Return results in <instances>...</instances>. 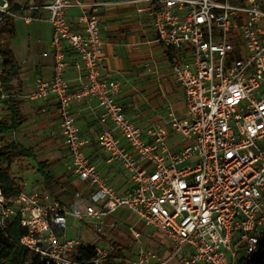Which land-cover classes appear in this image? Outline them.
Masks as SVG:
<instances>
[{
  "label": "built area",
  "instance_id": "built-area-1",
  "mask_svg": "<svg viewBox=\"0 0 264 264\" xmlns=\"http://www.w3.org/2000/svg\"><path fill=\"white\" fill-rule=\"evenodd\" d=\"M122 2L136 5L171 50L182 114L167 103L162 122L143 125L118 99L124 84L104 69L99 9ZM9 17L51 24L43 54L52 55L51 74L32 96L56 101L67 168L90 194L67 204L44 189L7 197L0 188V226L17 219L26 230L20 243L44 264H249L264 238V0H0V25ZM3 71L0 56V109L12 97ZM70 71L79 72L77 85ZM85 100L95 104L96 139L74 113ZM93 148L121 167L123 192ZM125 209L136 222L122 221ZM79 221L92 231L87 239L73 234ZM155 236L166 240L165 257L143 245Z\"/></svg>",
  "mask_w": 264,
  "mask_h": 264
},
{
  "label": "crops",
  "instance_id": "crops-1",
  "mask_svg": "<svg viewBox=\"0 0 264 264\" xmlns=\"http://www.w3.org/2000/svg\"><path fill=\"white\" fill-rule=\"evenodd\" d=\"M76 12L77 10H70V18L74 19L73 14ZM22 14L27 12L23 11ZM99 14L105 40L103 66L106 71L122 79L124 85L118 99L124 104L127 114L135 121L143 117L144 121H137L143 125H151L149 119L155 114L158 118L154 119V122H162L166 116L167 103L171 104L176 113L182 114L184 112L182 92L171 75L168 61L171 50L156 42L147 16L138 12L136 5L123 2L100 7ZM12 19L15 34L11 41V50L18 69L11 81L12 88L9 91L13 98L21 101V113L25 118L20 126L12 129V140L20 147L33 152V157L25 156L12 164L13 178L15 180L22 178L14 174L20 171L18 162L24 164L30 159L37 164L41 160H51L43 170L58 183L56 191L60 193L58 192L59 195L56 196L67 204H81L87 200L90 194L89 188L67 168L68 153H65L66 157L60 158L56 151L59 147L65 148L61 139V120L57 103L51 97L44 99L32 96L37 79L48 78L51 74L52 55H43L51 49V24L44 19H34L29 23H26L22 17H12ZM149 61L152 63L151 69L146 66ZM137 73L147 76L146 80L150 78L145 85L149 96L148 99L145 98L146 104L150 106L146 114L128 107L133 106V91L129 92V90L134 88ZM67 77L73 85H77L79 72L70 71ZM94 108L93 102L85 100L74 106V113L82 131L96 139L101 126ZM91 153L93 161L109 177L112 184L123 192L127 184L121 167L117 163L108 164L104 151L100 149L93 148ZM51 154L53 158L49 159ZM14 167L17 169L14 170ZM37 175L36 177H41L40 174ZM46 175L39 185H26L22 182L23 189L39 188L54 194L49 190L51 187L47 186ZM119 213L122 221L136 222L135 216L128 210H120Z\"/></svg>",
  "mask_w": 264,
  "mask_h": 264
},
{
  "label": "trees",
  "instance_id": "trees-1",
  "mask_svg": "<svg viewBox=\"0 0 264 264\" xmlns=\"http://www.w3.org/2000/svg\"><path fill=\"white\" fill-rule=\"evenodd\" d=\"M10 1L12 2L13 0ZM35 1L40 3L43 0ZM7 25L10 27V36L0 46V56L4 64L2 80L4 81L5 89L9 91L12 88L11 81L16 75L18 64L11 50V41L15 34V25L12 17L7 19ZM167 52L169 53V51ZM6 108L10 112L11 120L0 116V188L5 196L9 197L17 194L24 188L21 180L16 182L13 178L12 164L17 159L27 156L29 151L14 144L4 142L5 134L10 129L20 126L25 120L24 115L21 113V101L10 97L5 102L4 108L0 109V113ZM46 181L48 188L51 187L49 190L56 191L58 183L52 180L50 175L46 177ZM25 232V228L17 219L11 221L5 227L0 226V264H44L38 254L31 252L20 243V237ZM115 247L112 255L120 256L119 245L117 244ZM81 256L89 258L91 254L83 253ZM242 264L245 263L242 262ZM249 264H264V238L260 244L258 253L251 259Z\"/></svg>",
  "mask_w": 264,
  "mask_h": 264
},
{
  "label": "rangeland",
  "instance_id": "rangeland-1",
  "mask_svg": "<svg viewBox=\"0 0 264 264\" xmlns=\"http://www.w3.org/2000/svg\"><path fill=\"white\" fill-rule=\"evenodd\" d=\"M10 36V27L7 25V19L5 20V22L2 23V25H0V46L3 44V41L8 38ZM147 76H144L140 73L136 74V80L134 81V88H132L130 91L132 92V98H133V106H128L133 108L134 110H140L141 112H143V114H146L149 111L150 106H148L146 104V99H148V92L146 91V84L150 81V78H148L146 80ZM130 102H128L129 104ZM153 115V114H152ZM1 117H5L8 120H11L10 117V112L9 110L6 108L4 109V111L2 113H0ZM153 117L152 119H149L150 122L149 123H156L154 122V119L158 118V115H153L151 116ZM137 121H144L143 117L140 118V120ZM145 123V122H144ZM148 123V122H147ZM145 123V124H147ZM13 131L12 129H10L6 134H5V143L8 144H14L18 147H20L15 141L12 140V136H13ZM23 148V147H22ZM28 151V150H27ZM57 153L59 154L60 158L66 157V152L67 150L64 148H58ZM27 156L33 157V152H28ZM34 158H36L34 156ZM53 158V154L49 155V159ZM51 160H41L39 161L37 164H35L32 160L27 159L26 162L24 164H20L19 162L17 163L18 168H20L19 172L14 173L15 176H20L22 177L21 180L22 182L26 183V185H39L43 179V176L46 175L45 171L43 170L45 166H47V162H50ZM23 162V161H21ZM29 162V163H28ZM37 168V170L35 171V169ZM14 170L17 168H13ZM12 170V168H11ZM40 174V176L42 177H36L37 175ZM48 175H46L47 177ZM21 182V183H22ZM24 185V184H23ZM29 187V186H28ZM50 192V191H49ZM54 193V195H59L58 192L59 191H51ZM60 193V192H59ZM61 197V196H60ZM70 201V200H69ZM76 225H78L79 228L74 229L73 234L74 236L77 237H81L83 239H87L88 236H90L92 234V231L90 230L89 226L86 224H82L80 221L77 223H75ZM143 245H145L147 248L151 249V250H155L159 253V255L161 257H165L166 256V251H164V246H166V240L164 237L161 236H155V237H150V239H144L143 241ZM131 248L133 245H130ZM163 249V250H161ZM173 263V261H170L169 264Z\"/></svg>",
  "mask_w": 264,
  "mask_h": 264
}]
</instances>
